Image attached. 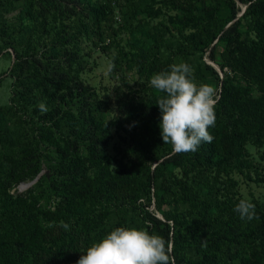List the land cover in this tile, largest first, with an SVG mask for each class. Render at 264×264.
<instances>
[{"label":"trees","instance_id":"trees-1","mask_svg":"<svg viewBox=\"0 0 264 264\" xmlns=\"http://www.w3.org/2000/svg\"><path fill=\"white\" fill-rule=\"evenodd\" d=\"M116 15L130 19L131 50ZM83 41L115 50L111 87L81 78ZM12 53L0 71V264H76L121 226L170 239L174 264H264V0H0V58ZM180 62L219 95L214 140L195 153L163 143L150 85ZM240 199L259 220L239 218Z\"/></svg>","mask_w":264,"mask_h":264},{"label":"clouds","instance_id":"clouds-1","mask_svg":"<svg viewBox=\"0 0 264 264\" xmlns=\"http://www.w3.org/2000/svg\"><path fill=\"white\" fill-rule=\"evenodd\" d=\"M169 69L150 78L151 87L161 94L156 102L160 110V135L175 153H195L203 143L211 144L214 140L209 128L215 126L219 95L214 86L196 82L188 63H173ZM38 107L41 113L48 111L43 102ZM255 207L249 199H240L234 211L241 220H259ZM59 227L70 230L64 221L59 222ZM172 252L170 239L146 228L121 226L94 241L76 264H174Z\"/></svg>","mask_w":264,"mask_h":264},{"label":"rangeland","instance_id":"rangeland-1","mask_svg":"<svg viewBox=\"0 0 264 264\" xmlns=\"http://www.w3.org/2000/svg\"><path fill=\"white\" fill-rule=\"evenodd\" d=\"M142 1L148 2V0H142ZM16 13H17V11H13L9 15L13 16ZM115 20L117 21V23H114L116 30H117V33L120 36H122V38H123V40L121 41V46H124L127 51L133 49V48L129 47L130 42H131V38L129 37L130 30L128 28L130 19H125L126 21L122 20V22L120 23L121 19H119L118 15H116ZM156 22H157L156 20L153 21V23H155V24H156ZM159 33H160V31H159ZM164 44H165V42H164ZM82 48H83V52L88 54V56L86 57L87 61L84 65V70L81 73V78L85 82H87L88 84H90L92 86H95L96 88L99 86L111 87L115 82H117L116 81L117 79L115 78L116 76L113 77L111 75V68H112L111 60L114 57L115 50H111L110 53H108V55H107V54L95 49L94 47H91L89 43H86V41H83ZM164 48H165V45H163V49ZM163 49H162V51H163ZM13 57H14V54L12 53L10 59L2 60L0 58V71L5 70L8 72V67L11 65V63L14 59ZM205 59L207 60V62L212 63L208 57H205ZM215 67L217 68L220 76L222 77V72L220 71L219 67L217 65H215ZM8 88H9L8 81L4 80L3 83H1V85H0V104L5 103L6 100L8 99V96H9L8 95ZM125 133H127V131H125ZM113 144H115V145L118 144V141L116 139H113L110 142V147L113 146ZM42 172H47V170L43 169ZM32 182H33L32 180L27 181V182H21L12 190V192L25 191L28 187H30L32 185ZM22 183L27 184V187L22 189L21 188ZM252 187H253V189H255L256 195H259L262 198L263 197V195H262L263 189H261V188L259 189V188L255 187L254 184L252 185ZM243 188L244 187H242V189ZM153 207L154 206L151 205L150 209L153 210ZM158 215L161 216L160 214H158Z\"/></svg>","mask_w":264,"mask_h":264},{"label":"water","instance_id":"water-1","mask_svg":"<svg viewBox=\"0 0 264 264\" xmlns=\"http://www.w3.org/2000/svg\"><path fill=\"white\" fill-rule=\"evenodd\" d=\"M35 180V179H34ZM34 180H32V181H34ZM31 183V182H30Z\"/></svg>","mask_w":264,"mask_h":264}]
</instances>
